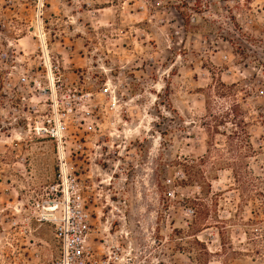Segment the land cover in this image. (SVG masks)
Wrapping results in <instances>:
<instances>
[{
    "label": "rangeland",
    "instance_id": "1",
    "mask_svg": "<svg viewBox=\"0 0 264 264\" xmlns=\"http://www.w3.org/2000/svg\"><path fill=\"white\" fill-rule=\"evenodd\" d=\"M69 175L88 262L264 264V0H0V264Z\"/></svg>",
    "mask_w": 264,
    "mask_h": 264
},
{
    "label": "built area",
    "instance_id": "2",
    "mask_svg": "<svg viewBox=\"0 0 264 264\" xmlns=\"http://www.w3.org/2000/svg\"><path fill=\"white\" fill-rule=\"evenodd\" d=\"M26 81L27 76L23 75L21 82ZM54 189L62 193V197L47 202L53 205L47 208L50 213H45L42 219L55 224L61 243L62 254L55 264H115L110 260H87L86 240L91 230L92 214L84 204L76 178L66 176ZM59 208V213L55 214L53 211Z\"/></svg>",
    "mask_w": 264,
    "mask_h": 264
}]
</instances>
